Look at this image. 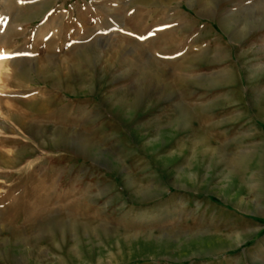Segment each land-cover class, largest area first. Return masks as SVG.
Here are the masks:
<instances>
[{"label":"rangeland","instance_id":"374dc122","mask_svg":"<svg viewBox=\"0 0 264 264\" xmlns=\"http://www.w3.org/2000/svg\"><path fill=\"white\" fill-rule=\"evenodd\" d=\"M263 205L264 0H0V264H258Z\"/></svg>","mask_w":264,"mask_h":264},{"label":"crops","instance_id":"0c3cea01","mask_svg":"<svg viewBox=\"0 0 264 264\" xmlns=\"http://www.w3.org/2000/svg\"><path fill=\"white\" fill-rule=\"evenodd\" d=\"M256 263H258V264H264L263 261H257Z\"/></svg>","mask_w":264,"mask_h":264},{"label":"bare ground","instance_id":"6f19581e","mask_svg":"<svg viewBox=\"0 0 264 264\" xmlns=\"http://www.w3.org/2000/svg\"><path fill=\"white\" fill-rule=\"evenodd\" d=\"M263 207H264V205H263ZM240 262V261H239Z\"/></svg>","mask_w":264,"mask_h":264}]
</instances>
